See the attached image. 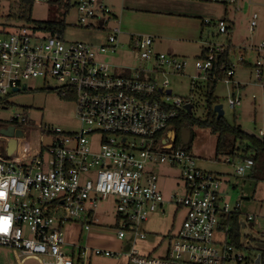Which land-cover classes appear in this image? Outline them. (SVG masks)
<instances>
[{"label": "built area", "instance_id": "built-area-1", "mask_svg": "<svg viewBox=\"0 0 264 264\" xmlns=\"http://www.w3.org/2000/svg\"><path fill=\"white\" fill-rule=\"evenodd\" d=\"M53 1L0 0V96L30 89L25 82L30 78L52 79L54 84L47 82V86L60 88L61 97L72 99L80 126L71 132L42 130L51 143L34 151L22 129L28 123L26 116L15 114L5 121V128L19 129L22 136L0 134V246L23 255V260L35 259L38 264H84L93 255L117 256L109 250L67 245L64 238L68 223L79 224L82 231L89 232L98 222L94 216L97 203L112 197L117 204V238L129 237L130 248L125 255L130 264H247L239 252L241 243L237 248L230 240L229 223L239 211L231 210L224 202L221 179L198 168L188 150L174 145V131L166 130L189 102L172 99L166 69L182 70L187 61L155 53L152 37L137 35L132 38L133 58L151 64L150 68L123 67L122 73L115 74L101 56L122 46L117 24L105 43L92 45L65 42L30 23L4 21L18 4ZM57 1H63L66 9H76L81 26L95 23L103 27L110 18L117 21L104 0ZM192 1L239 11L243 0ZM258 17V12H251L250 34L255 31ZM204 24H212L218 33H227L230 26L226 19L205 20ZM227 47L231 46L207 43L195 68L207 73ZM246 50L256 54L252 68L260 80L264 40L250 42ZM238 62L249 64L243 57ZM145 72L158 79L143 77ZM233 75L231 63L224 80H232ZM239 103V98L233 96L227 105L234 109ZM95 134L99 135L96 149L90 144ZM259 134L264 135L262 130ZM12 140L15 148L7 154ZM253 164L246 158L235 166V173L242 176ZM156 165L179 169L183 195L164 196L153 171ZM165 203L185 209L183 222L176 235L169 237L163 257L141 255L134 249L136 241L146 237L140 225L150 214L163 212Z\"/></svg>", "mask_w": 264, "mask_h": 264}, {"label": "rangeland", "instance_id": "rangeland-1", "mask_svg": "<svg viewBox=\"0 0 264 264\" xmlns=\"http://www.w3.org/2000/svg\"><path fill=\"white\" fill-rule=\"evenodd\" d=\"M104 1L120 3L121 0ZM252 3L254 4L250 10L259 11L261 14L252 34L248 31L249 19L244 4L240 11H235L233 7L228 8L234 23V31L231 33H218L215 28L200 27L201 19L220 16L218 8L203 3H195L188 9L186 13L190 15L189 17L158 23L146 16L122 15L120 10L109 5L119 22L110 18L103 27H98L95 23L87 27L81 26L76 9H66L63 1L34 2L30 13L31 18L37 21H64L66 27L62 38L65 42H86L92 45L105 43L111 28L119 25L122 34L118 36V40L122 46L101 56L115 74L122 73L123 67L133 68L140 65L149 69L151 64L140 63L133 58L132 38L137 35L152 37V49L155 53L169 54L187 61L186 67L182 70L166 69L168 71L166 78L168 88L172 91V99L188 100L192 104L191 114L194 118H203L206 113V79L203 77L204 73L195 68L194 63L200 60L201 49L206 47L207 41L216 47L230 45L233 53L230 54L229 60L234 65V75L232 80L223 79L218 82L214 96L222 105L223 118L228 124L240 126L241 129L250 130L258 135L261 130L264 134V71L260 80H257L252 68L256 54L248 50L245 52V48L250 42L256 44L264 40V2L252 0ZM240 57L249 64H240L238 62ZM142 76L158 79V76L147 72L142 73ZM25 82L30 89L0 96V120L5 122L15 114L26 116L28 123L22 129L34 151L40 149L41 145L51 143V139L42 134L44 129L59 128L63 132L78 130L80 123L75 117L72 99L61 97L60 88H46L47 82L54 84L52 79L45 81L37 77ZM236 83L240 85L239 88L234 87L233 84ZM233 96L238 97L240 103L234 109H230L227 102ZM4 105L6 107H3ZM190 129L191 141L181 144L180 147L193 155L198 168L214 173L221 179V196L224 202L231 210L237 208L240 222L244 224L240 227V243L243 246L240 254L245 260L252 261L257 255H262L261 264H264V158L244 175H237L235 166L243 159L232 157L226 152L215 157L216 135L196 125ZM90 144L94 149L98 148L99 135H92ZM153 171L158 176V185L164 196L183 195V183L177 167L156 165ZM176 208L175 205L165 203L163 212L150 214L140 225L146 237L137 240L134 249L144 256L163 257L169 246V237L176 235L184 219L185 209ZM94 214L98 222L89 232L82 231L81 226L75 223L64 226L66 244L99 248L118 254L114 257L93 255L84 264H130L125 255L130 248L129 244L127 245L129 237L125 236L122 240L117 238V204L114 198L108 197L99 201L94 208ZM249 216L250 220L247 219ZM257 244H263V247L257 248ZM24 258L12 249L0 246V264H19ZM22 262L38 264L37 260L32 258Z\"/></svg>", "mask_w": 264, "mask_h": 264}, {"label": "trees", "instance_id": "trees-1", "mask_svg": "<svg viewBox=\"0 0 264 264\" xmlns=\"http://www.w3.org/2000/svg\"><path fill=\"white\" fill-rule=\"evenodd\" d=\"M57 0H54L55 2ZM31 2H25L18 4L17 10L9 12L4 16L5 22H23L30 23L36 26L37 29L42 31H48L52 34H56L59 38L63 37V32L66 27L64 21L58 20H44L37 21L31 18ZM231 47H227L223 54H218L213 61L212 67L204 74L206 79V94H205V107L206 113L203 118H194L192 114H188L185 110L180 112V116L174 119L170 126L166 130H173L175 139L174 145L176 147L181 146L180 133L182 128L196 125L200 128L208 129L211 134L216 135L215 145V157L219 153L226 152L232 157H240L241 159L250 158L253 160V166L262 158H264V135L262 139H258L255 136H250L244 133L240 126H232L222 117L216 118V113L213 111V107L219 104L214 96L215 89L219 81L223 80L226 76V72L231 68V62L229 60V51ZM205 52H202L203 57ZM188 101V100H186ZM6 123L0 120V128H5ZM191 130V129H190ZM192 136H190L191 141ZM239 212H236L230 220V240L231 243L237 248L240 246V227L241 222L239 219ZM256 258V257H255ZM263 256L261 255L260 264ZM247 264H254V260L247 259Z\"/></svg>", "mask_w": 264, "mask_h": 264}, {"label": "crops", "instance_id": "crops-1", "mask_svg": "<svg viewBox=\"0 0 264 264\" xmlns=\"http://www.w3.org/2000/svg\"><path fill=\"white\" fill-rule=\"evenodd\" d=\"M257 1L264 2V0H257ZM105 3L108 6L110 5L111 8H117L118 10H120L122 15L133 14V16H136V15L146 16L148 19L152 20L155 23L167 22L170 20H177L180 18H185L187 16L189 17L190 15H188L186 13L187 10L192 8L195 5V3H203L205 5L214 6V7L218 8L220 16H218L216 18H203V19H201V21H199L201 28H215L212 24L211 25H205L204 24L205 20H210L211 22H215L219 19H226L230 25L228 32L231 33L234 31V23L230 18V12L228 9L229 7H225V6L218 5V4L192 1V0H121L120 3L111 2V1H106ZM242 4H244V6L246 8V11H247L246 16L249 19V17H250L249 13L254 11V10H250L251 5L254 3H252V0H249V1L243 0L240 3V10L242 8ZM258 5H259V3H258ZM258 14L260 17L261 14L260 13H258ZM113 16L119 22V19L115 15H113ZM207 42H206V44H207ZM208 44H211V43L208 42ZM203 48L204 47H202V49H201V53L203 51ZM166 197H168V196H166Z\"/></svg>", "mask_w": 264, "mask_h": 264}, {"label": "water", "instance_id": "water-1", "mask_svg": "<svg viewBox=\"0 0 264 264\" xmlns=\"http://www.w3.org/2000/svg\"><path fill=\"white\" fill-rule=\"evenodd\" d=\"M55 88H56V86H54V85H48L47 86V89H55ZM168 93H170V90H168ZM184 109H185V111L188 114H191L192 113V104L190 102L186 103L184 105ZM213 111L216 113V118H220L224 114L223 107H222V105L220 103L216 104L213 107ZM241 130L244 133H246V134H248L250 136H255L258 139H262V136L260 134L257 135L254 132H252L250 130H246V129H241ZM0 134L7 135V136H12L13 134L15 136H22V131L19 130V129L14 131L13 127H8V128H5V129H0ZM190 136H191L190 128H188V127L182 128L181 133H180L181 143L182 144H187L189 142V140H190ZM171 138L174 139L175 135L171 134ZM15 145H16V142L14 140H12L8 144L7 154H10L13 151V149L15 148ZM243 226H244V224L242 223L241 227H243ZM249 226H251V223L249 224ZM256 247L257 248H262L263 244L262 245L257 244ZM260 258H261V255H257L255 260H254V264H260Z\"/></svg>", "mask_w": 264, "mask_h": 264}, {"label": "flooded vegetation", "instance_id": "flooded-vegetation-1", "mask_svg": "<svg viewBox=\"0 0 264 264\" xmlns=\"http://www.w3.org/2000/svg\"><path fill=\"white\" fill-rule=\"evenodd\" d=\"M3 107H6L5 105ZM18 125V124H17ZM19 127H22V125H19Z\"/></svg>", "mask_w": 264, "mask_h": 264}]
</instances>
